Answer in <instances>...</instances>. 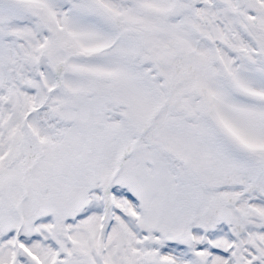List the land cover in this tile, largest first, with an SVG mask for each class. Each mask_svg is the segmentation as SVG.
<instances>
[{
    "label": "snow or ice",
    "instance_id": "snow-or-ice-1",
    "mask_svg": "<svg viewBox=\"0 0 264 264\" xmlns=\"http://www.w3.org/2000/svg\"><path fill=\"white\" fill-rule=\"evenodd\" d=\"M0 264H264V0H0Z\"/></svg>",
    "mask_w": 264,
    "mask_h": 264
}]
</instances>
